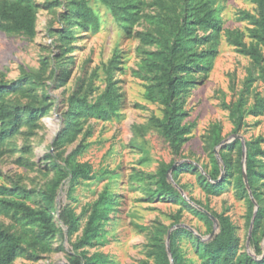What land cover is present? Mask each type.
<instances>
[{"label": "rangeland", "instance_id": "rangeland-1", "mask_svg": "<svg viewBox=\"0 0 264 264\" xmlns=\"http://www.w3.org/2000/svg\"><path fill=\"white\" fill-rule=\"evenodd\" d=\"M46 1L35 0L41 5L34 38L0 31V76L7 82L24 75L33 80L26 91L11 94L10 103L34 101L49 107L34 128L23 126L2 147L0 185L26 189L16 190V197L39 209L45 202L38 191L57 180L53 203L58 212L72 210L78 227L68 235L56 215L59 232L41 237L32 221L1 214L0 224L20 236L32 254L19 255L13 264H68L81 251L100 256L106 264H157L158 244L167 250L168 231L179 227L188 231L180 232L177 240L176 264H204L194 237L203 240L219 230L214 214L228 217L234 226L236 256L247 252L256 257V246H264V45L252 35L256 5L251 0L212 3L221 19L216 53L209 69L192 72L193 82L180 95L181 126L189 133L175 149L159 124L165 115L155 87L154 58L180 18L181 0H138L140 19L129 33L102 0H86L99 19L98 28L77 29L63 44L56 37L63 8L47 9L42 5ZM208 47L205 41L194 50ZM53 59H60L59 79L46 89L42 82L52 80ZM112 59L117 66L110 73L119 94L116 115L108 120L89 117L74 142L53 143L68 96L87 92L92 100L102 93ZM36 73L40 79L34 78ZM247 156L254 170L251 185L245 184L242 168ZM67 161L88 164L92 178L66 177L61 167ZM166 166L183 202L164 193L159 175ZM213 179L219 185L209 191ZM104 193L113 194L111 205L99 202ZM94 208L105 212L101 229L91 244L75 249Z\"/></svg>", "mask_w": 264, "mask_h": 264}, {"label": "trees", "instance_id": "trees-1", "mask_svg": "<svg viewBox=\"0 0 264 264\" xmlns=\"http://www.w3.org/2000/svg\"><path fill=\"white\" fill-rule=\"evenodd\" d=\"M104 5L111 11L115 21L125 32L139 21L140 17L136 11L138 0H102ZM257 9L256 17L252 18L254 24L252 35L264 45V0H251ZM214 0H181L180 18H178L170 31V37H167L163 47L157 52L154 58V64L158 69L156 75V91L164 105V121H160L163 136L171 143L172 147L177 149L188 137H184L188 129L181 126L182 113L180 112L179 99L181 93L193 82L192 72L196 70H207L216 53L219 33L221 31V19L218 10L213 7ZM41 4L35 0H0V31L9 34H21L32 39L37 32V13ZM42 5L47 9L55 10L62 7L63 11L58 15V21L61 23L56 28V37L63 44L69 41L75 30L87 31L96 30L99 26V19L94 11L88 6L86 0H47ZM48 27V31H50ZM203 30L202 35L197 31ZM210 31L209 33H207ZM209 42L208 50L196 52L195 45L198 43ZM241 42H238V44ZM246 52V50H242ZM59 60L53 59V67L50 71L52 80L49 83L42 82L46 89L59 79L58 71L60 69ZM112 59L108 64L106 71L108 82L102 93L94 99L89 100L87 92H74L67 98V108L63 113L62 127L54 137L53 143L64 144L72 143L76 140L83 130V122L89 117L99 120H108L116 115L119 105V94L110 80V73L115 69ZM40 79L41 76L36 73L34 78ZM33 80L30 76L24 75L18 80L7 82L0 76V157L3 155L2 147L13 137H15L23 126L34 128L37 122L48 114L46 105L37 106L33 102L26 104H11L8 97L13 93L24 92L26 86L32 85ZM217 143V142H216ZM242 146H240V159ZM171 166V165H170ZM64 175L70 179L76 180L79 177L91 179L90 168L86 163H72L67 161L65 166L61 167ZM169 166L160 170L159 181L165 187L164 193L167 196L183 198L171 185V177L168 175ZM242 168L249 185L252 184V174L254 170L251 165L250 157L247 156L243 161ZM211 181L209 191H214L218 183ZM59 182L54 180L49 187L41 189L38 194L45 202V208H34L17 198L16 190L26 192V189L20 187H8L0 185V215L14 213L21 215L22 218L32 221L39 227V236H54L59 229L54 223L55 216L62 225L66 227L67 234H73L78 227L77 218L72 210L63 208L59 212L53 203L55 192ZM243 190H246L245 185ZM112 196L106 193L99 198L100 203L111 205ZM259 210L256 211V219L259 217ZM209 221H212L208 214L201 213ZM219 230L201 240L194 237L198 251L204 258V264H264V246L255 248V255L244 253L242 256H236L239 249V238L235 233V228L228 217L215 215ZM105 218L103 209L94 208L89 215V220L83 236L74 244L75 249L91 244V239L98 235L101 229V220ZM255 223L252 225L251 233L256 231ZM166 229L164 228V231ZM188 230L183 227L170 231L168 255L164 244L160 241L158 244L157 264L178 263L180 255L177 248V240L180 232ZM264 242V231L262 233ZM256 241L251 237L252 243ZM264 245V243H263ZM32 255L21 243L20 236L8 230L0 224V264H13L19 255ZM68 264H106L98 255L87 256L81 251L74 253L69 258Z\"/></svg>", "mask_w": 264, "mask_h": 264}, {"label": "water", "instance_id": "water-1", "mask_svg": "<svg viewBox=\"0 0 264 264\" xmlns=\"http://www.w3.org/2000/svg\"><path fill=\"white\" fill-rule=\"evenodd\" d=\"M244 180H245V184H247V180H246V176L245 175H244ZM169 235H170V231H168V233H167V239H169ZM167 252H168V255H170L169 245H167Z\"/></svg>", "mask_w": 264, "mask_h": 264}]
</instances>
